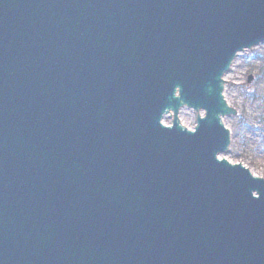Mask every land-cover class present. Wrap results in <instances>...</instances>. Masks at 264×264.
Segmentation results:
<instances>
[{
    "label": "water",
    "instance_id": "obj_1",
    "mask_svg": "<svg viewBox=\"0 0 264 264\" xmlns=\"http://www.w3.org/2000/svg\"><path fill=\"white\" fill-rule=\"evenodd\" d=\"M263 41L264 0H0V264H264V178L221 157Z\"/></svg>",
    "mask_w": 264,
    "mask_h": 264
},
{
    "label": "rangeland",
    "instance_id": "obj_2",
    "mask_svg": "<svg viewBox=\"0 0 264 264\" xmlns=\"http://www.w3.org/2000/svg\"><path fill=\"white\" fill-rule=\"evenodd\" d=\"M236 58L224 73V98L236 113L223 116L230 145L221 157L264 178V41L238 52ZM179 118L185 127L193 128L196 111L182 107ZM164 122L169 124L171 117L166 115Z\"/></svg>",
    "mask_w": 264,
    "mask_h": 264
},
{
    "label": "bare ground",
    "instance_id": "obj_3",
    "mask_svg": "<svg viewBox=\"0 0 264 264\" xmlns=\"http://www.w3.org/2000/svg\"><path fill=\"white\" fill-rule=\"evenodd\" d=\"M237 56V55H236ZM236 57L233 59V64H234V62L236 61ZM232 68V67H231ZM224 76L226 77V74H224L223 75V79H224ZM229 77H231V78H233L234 77V72L233 71H231V73L229 74ZM224 91V90H223ZM222 95H223V97H224V94H223V92H222ZM225 99V98H224ZM226 101V100H225ZM227 103V102H226ZM228 104V103H227ZM197 114H202L201 112H199V113H197ZM196 114V115H197ZM165 117V116H164ZM170 117V116H169ZM221 120H222V122H223V124H224V121H223V117L221 118ZM225 125V124H224ZM226 126V125H225Z\"/></svg>",
    "mask_w": 264,
    "mask_h": 264
}]
</instances>
